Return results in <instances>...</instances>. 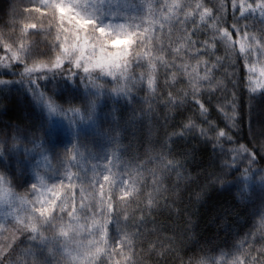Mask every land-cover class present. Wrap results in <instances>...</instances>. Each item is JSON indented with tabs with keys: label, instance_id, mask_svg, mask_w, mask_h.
<instances>
[{
	"label": "snow or ice",
	"instance_id": "snow-or-ice-1",
	"mask_svg": "<svg viewBox=\"0 0 264 264\" xmlns=\"http://www.w3.org/2000/svg\"><path fill=\"white\" fill-rule=\"evenodd\" d=\"M249 17L261 21L260 27L247 23ZM20 21L27 22L17 35ZM29 29L35 31L28 34ZM0 48L8 53L0 57V75L14 73L49 116L66 120L76 133L75 142L52 157L42 133L29 147L19 129L12 136L0 130V156L7 140L12 149L23 145L26 154L38 150L48 169L44 174L37 169L36 182L23 195L0 190V264H264V215L219 259L207 245L185 254L199 242L197 213L209 192L229 184L234 172L249 184L257 176L264 184V138L250 147L233 134L240 127L238 69L249 64L248 90L264 94L250 60L255 55L264 64V0H16L11 26L0 29ZM259 71L264 77V67ZM57 78L82 82L86 102L60 103L44 85ZM10 83L0 79V85ZM107 93L130 101L143 93L140 116L162 113L163 143L125 160L123 129L117 128L103 166L92 163L96 150L81 142L79 129L97 122ZM253 103L250 95V107ZM189 105L192 110L172 127ZM139 118L133 113L130 120ZM150 131L159 136L155 122ZM260 131L264 137V126ZM176 137H199L219 149L215 166L193 174L188 161L194 153H177ZM52 171L68 181L62 199L57 191L65 185L49 184ZM0 181L13 184L6 172H0ZM44 189L50 199L42 198Z\"/></svg>",
	"mask_w": 264,
	"mask_h": 264
},
{
	"label": "trees",
	"instance_id": "trees-1",
	"mask_svg": "<svg viewBox=\"0 0 264 264\" xmlns=\"http://www.w3.org/2000/svg\"><path fill=\"white\" fill-rule=\"evenodd\" d=\"M139 3L140 0H137ZM149 3L164 2L171 3V0H147ZM190 3L199 2V0H189ZM207 3V0H203ZM16 0H0V29L9 28L12 23V12L15 7ZM29 5L26 3L25 7ZM34 6V5H33ZM163 9L161 8L160 11ZM145 12V26H147V15ZM19 20V18L17 17ZM159 20V12L155 16ZM231 20L232 17L230 16ZM20 21L15 27V32L19 35L20 28L23 23ZM120 22H124V18H120ZM139 22V21H137ZM34 29L27 30L28 34L34 32ZM29 39H35L29 37ZM126 40V39H125ZM151 51V49H148ZM143 51V50H142ZM5 49L0 48V57L7 55ZM189 63L195 64L196 61L189 57ZM203 71L201 70V75ZM248 64L238 69V79L242 80V84H237L236 92L238 96L239 116L238 121L240 127L234 130L233 134L242 143H247L250 147L255 146L262 140L260 128L264 126V94H250L247 87ZM171 77H169L170 79ZM0 79L12 81L8 85H0V130H3L8 136H12L19 129L21 138L25 143L33 145L37 143L40 134L44 137V147L47 149L49 156L55 157L64 149L70 147L76 139V136L61 135L52 133L49 118L42 108L36 103L32 97V93L26 91V85H22L18 78L11 71L0 75ZM50 94H55L56 99L66 104L84 103L87 100V91L83 83L73 84L72 81L57 78L44 82ZM181 87H186L181 85ZM252 96L254 103L249 105V96ZM144 105L143 93L134 95L130 101L127 97L121 95H105L98 107L97 122L91 129L82 130L79 133L81 142L92 145L96 150L95 161L103 166L104 160L110 155V149L114 147V142L109 137L113 135L117 128L123 129L122 144L125 147L120 149L121 157L125 160L133 161L146 149L149 145L159 147L163 143L165 123L161 119L162 113L153 114L151 116H140V109ZM163 109V106H161ZM189 105L185 110L177 113L172 127H178L179 121L191 111ZM194 111V109H193ZM135 113L139 119H131ZM215 116L216 110L213 109ZM155 122L159 126V136H153L150 129ZM221 126L224 125L223 120L218 121ZM135 126V130L134 127ZM174 149L179 154H183L188 150L194 153L188 161V167L192 173H204L205 170H211L216 164V152L219 149L214 148L210 143L202 142V138L193 137H176L173 138ZM5 144V155L0 156V172H6L7 178L12 179L13 189L23 195L25 189H28L37 180L35 168L27 162V154L21 148L12 149L10 141H3ZM29 146V145H28ZM33 161V160H32ZM90 167V165H85ZM40 168L39 171L45 173L48 169ZM73 171H76L74 169ZM258 177V176H257ZM203 175L201 179L203 180ZM259 178V177H258ZM51 184L63 181L65 188L57 192L62 199L67 195L68 181L52 171L49 176ZM230 183L223 188H214L208 193L205 201L200 204L197 216L199 217L196 224V231L199 233V242L190 244L185 249V254L191 256L200 251L203 245H207L217 254L231 252L238 245L241 238H246L250 230H254V226H259V219L264 215V184L254 182L255 185H244L243 177L239 172L230 175ZM74 183L78 184V182ZM260 185V186H259ZM75 191L79 195V188ZM33 199V197L29 196ZM131 199V197H129ZM227 217L228 223L223 225V221ZM223 225V226H222ZM113 238L118 237L119 229L115 226L111 228ZM259 246V245H257Z\"/></svg>",
	"mask_w": 264,
	"mask_h": 264
},
{
	"label": "rangeland",
	"instance_id": "rangeland-1",
	"mask_svg": "<svg viewBox=\"0 0 264 264\" xmlns=\"http://www.w3.org/2000/svg\"><path fill=\"white\" fill-rule=\"evenodd\" d=\"M152 1H154V0H152ZM171 1H172V0H171ZM249 2H251V0H249ZM109 19H110V18H109ZM248 20H249V21H247V23H249L250 25H253V23H254V26H255L256 28H259L260 25H261V21H259L258 19H254V18H252V17H249ZM118 43H119V47L123 48V47H125V45L127 44V40H122V41H119ZM250 60H251V66H252V68H253V72L255 73L254 79H255V80H259V81H261V82H264V77H261V76H260V71H259L261 67H264V64L258 62V61H257V58H256L255 55H253V56L250 58ZM249 66H250V65L248 64V69H249ZM248 72H249V71H248ZM249 74H250V73H249ZM109 79H111V77H109ZM108 94H111V93H107L106 95H108ZM111 95H114V94H111ZM103 98H104V97H103ZM103 98H102V99H103ZM38 105H39V104H38ZM39 106H40V107L42 108V110L47 114V116H48V118H49V121H50L51 128H52V133H53L54 135L60 133L61 135L65 134V135L76 136L75 130L72 128L71 125H69V123H68L66 120H64V119H62V118H60V117H56V116H49L48 113H47V110L44 109L41 105H39ZM94 125H95V124H94ZM94 125H91V126H88V125H82V126L80 127V129H79V133H80L82 130L93 128ZM35 145H36V143L33 144V145H29V147H33V146H35ZM21 149H22L23 151H25V150H24V147H22ZM47 154H48V153H47ZM30 155H31V158H29ZM48 155H49V154H48ZM26 156H27V159H26L27 162H29V164L35 168L36 173H37V169H40V168H42V167H43V168H46V167H44V166H47V162L43 160V157L39 154V151H38V150H37V151H33L31 154H27ZM32 160H33V161H32ZM40 172H41V174H44L42 170H41ZM36 177H37V175H36ZM254 182H258V184H259V182H260V181H259V178L256 177L254 180H252V181L250 182V185H252ZM243 183H244V185L249 184V182H248L245 178H243ZM49 184H51L50 180H49ZM253 185H255V184H253ZM253 185H252V186H253ZM259 186H260V185H259ZM2 189H9V190H11V192H13V193H15V194H17V195H21V194L17 193V192L13 189V187L11 186V184H8V183H6V182H4V181H0V190H2ZM43 191L45 192V195H44L42 198H43V199H50V198H51V193H50L47 189H44ZM57 195L60 197V195H59L58 192H57ZM29 199H31V198H29Z\"/></svg>",
	"mask_w": 264,
	"mask_h": 264
}]
</instances>
